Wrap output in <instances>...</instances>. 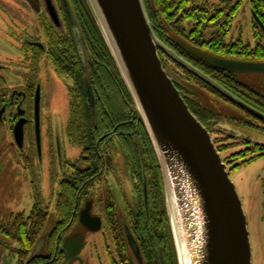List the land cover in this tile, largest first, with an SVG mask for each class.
<instances>
[{"label": "trees", "instance_id": "obj_1", "mask_svg": "<svg viewBox=\"0 0 264 264\" xmlns=\"http://www.w3.org/2000/svg\"><path fill=\"white\" fill-rule=\"evenodd\" d=\"M71 1L80 31L85 62L71 33L61 39L57 30L50 27L51 23L45 25L50 45L49 49L45 47L44 51L47 52L58 75L72 83L69 86L71 99L66 133L70 141L77 143L81 148L82 161L89 163V168L77 176L67 177L62 183L55 205L58 221L51 232L46 233L49 212L44 208L41 194L37 192L30 214L16 213L12 214L8 221L0 220V235L16 245L10 253L17 258L16 264H63L65 255L60 247L61 242L79 219L80 210L89 199L87 196L89 190L102 175V154L116 152L117 147L114 143L119 142L128 158L132 175L139 183L140 207L138 212H131L129 226L140 247L144 264H179L162 174L144 122L88 3L85 0ZM145 2L153 28L164 44L230 92L264 113V94L241 83L236 72L214 66L212 60L215 57L205 53L215 54L221 58L264 62V45L261 43L252 47L244 44L242 40L227 42L231 25L239 11L237 5L227 11L213 6L209 0H145ZM253 5L257 9L260 2ZM262 21L264 24V18ZM187 25L190 29H187ZM261 29L262 27L259 32L254 31L256 41L264 37L261 35ZM170 33L180 35L195 49L188 50L179 43H174ZM37 52L43 53L39 49ZM168 59L177 65L184 75L194 79L212 94L230 102L170 57ZM87 84L93 89L94 107L89 99ZM176 86L183 96V88L177 83ZM6 98L7 95L2 96L3 102ZM183 98L191 111L207 127V122L211 119L207 113L187 97ZM243 111L264 129V121ZM222 132L227 134L228 138L241 139L245 145V149L232 153L228 158L231 172L264 159L263 142L238 136L233 131ZM108 160L112 165L111 155ZM144 178L153 186L148 191L147 206L144 203L142 186ZM105 211L117 237L115 243L119 261L116 262L130 264V250L126 244L124 228L119 220L117 207L109 196ZM42 238L50 247V256L48 254L33 256L35 247Z\"/></svg>", "mask_w": 264, "mask_h": 264}, {"label": "water", "instance_id": "obj_2", "mask_svg": "<svg viewBox=\"0 0 264 264\" xmlns=\"http://www.w3.org/2000/svg\"><path fill=\"white\" fill-rule=\"evenodd\" d=\"M106 44L132 96L154 147L165 191L179 264H253V246L247 216L230 173L211 133L191 111L165 70L159 52L211 86L230 102L264 121V113L191 65L157 36L145 0H86ZM45 7L56 25L59 18L52 0ZM80 54L85 62L77 22L72 23ZM41 45V44H40ZM214 66L234 71L264 73V62L212 60ZM88 95L94 107L92 87ZM41 96L37 93L36 138L41 153ZM21 119L14 128L19 148L24 146ZM91 203L81 212V223L92 231L101 219L92 217ZM129 246L141 260L139 246L124 223ZM45 240L36 245L33 256L41 253ZM83 235L67 237L61 245L65 264L81 258Z\"/></svg>", "mask_w": 264, "mask_h": 264}, {"label": "rangeland", "instance_id": "obj_3", "mask_svg": "<svg viewBox=\"0 0 264 264\" xmlns=\"http://www.w3.org/2000/svg\"><path fill=\"white\" fill-rule=\"evenodd\" d=\"M209 1L213 6L227 11L236 5L239 8V14L231 25L228 43L235 42L242 36L246 45L252 47L258 43L264 45V37L259 41L253 38L250 0H242V5H239V0H225V4L221 0ZM56 7L59 9V5ZM45 14L44 0H0V65L6 66L5 69L0 70L2 93L10 95L15 90H22L27 83L26 72L31 69L32 73L39 72L38 83L41 87V161L33 131L27 129L24 150H19L14 142L12 133L14 122L10 116L16 108H10L3 117L5 120L0 124V219L8 221L11 214L22 212L29 214L38 192L42 196L44 208L49 212L46 228L48 233L58 221L55 205L59 194V182L63 177L74 175L71 170H68L65 176L59 174L57 156L60 153L69 159H75L79 156L80 150L77 143H72L65 133L70 113L71 81L58 75L47 55L41 58L39 65H32L29 58L31 52L27 50L31 47L26 46L24 41L28 38L42 43L49 49L50 40L45 37L43 30L50 20L44 19ZM161 21L164 24L162 19ZM186 27L190 29L189 25ZM57 33L61 39L67 36L59 30ZM170 36L174 39H172L174 43H179L185 49H195L180 35L170 33ZM205 53L221 58L215 54ZM226 58L228 57L224 59ZM161 59L166 71L183 88V96L200 106L211 118L207 122L208 130L214 142L217 141L216 147L221 150L223 162L227 166L230 179L237 189L247 216L253 246V264H264V159L231 172L228 158L232 153L245 149V145L241 139L228 138V135L222 132L223 129H231L239 136L264 143V129H261V124L250 118L239 107L212 94L194 79L184 75L177 65L169 61L167 55H161ZM236 76L241 83L264 94V73L236 72ZM114 144L117 151L111 153L110 183L102 178L95 183L90 193L91 198L102 208L105 206L107 193H111L109 188H113L114 201L116 200L123 213L125 211L127 213L131 208L130 205H136L138 202L139 183L138 179L136 182L133 181L135 177L119 142ZM226 147L230 148L226 149ZM104 225H106L105 219ZM73 231L74 227L66 236ZM102 232L87 235L80 254L81 261L76 260L72 264H112L106 247L108 235L103 236ZM15 247L13 242L0 235V264L17 263V258L10 254ZM50 251L49 248L42 254L45 255Z\"/></svg>", "mask_w": 264, "mask_h": 264}, {"label": "flooded vegetation", "instance_id": "obj_4", "mask_svg": "<svg viewBox=\"0 0 264 264\" xmlns=\"http://www.w3.org/2000/svg\"><path fill=\"white\" fill-rule=\"evenodd\" d=\"M55 1H56V5H59V9H57V7L55 5ZM45 2H46V0H44V5H45ZM52 2H53V5L55 6V9L57 11V15H58V18H59V25H56L54 23V21L52 20V18L49 15L46 7H45L46 14L44 16V19L48 18L50 20L49 24L51 23L50 27L53 28V29L61 31L62 34H65V35L68 36V34L71 33V37H73L75 39V43H76L77 48L79 49V52H80V48L78 46L76 37H75V35H74L73 31H72L73 30L72 29L73 28L72 27V23L74 22V20L76 18L75 10L73 9V6H72V1L71 0H52ZM80 2H84V0H80ZM221 2H223V4H225V0H221ZM259 2H260L259 8H257V9L254 8L253 4L259 3ZM250 4H251V14H252V17H253L252 23H251L252 24V29H253V31L257 30V32H259L260 27H262V29H261L262 34L261 35H264V28H263L264 24H263V21H262V19L264 18V12H263L264 11V0H250ZM239 5H242V0H239ZM238 14H239V12L236 14V17L238 16ZM61 16H62V19H61ZM259 16H261V18ZM236 17H235V19H236ZM43 31H44L45 37H47V39L49 40V37H48L49 35L47 33V30L44 29ZM80 38H81V36H80ZM253 38H254V34H253ZM238 40H242L243 41L242 36H240ZM24 41H25L26 46L31 47V49H27V50L31 52L29 58H30V62H31L32 65L33 64L39 65V63L41 61V58L46 56V55H47V57H49L48 54L46 53V51H44L45 50V46H43L42 43H40V42L38 43L36 41H31L28 38H26ZM38 44H41V45H38ZM81 46H82V42H81ZM38 49L42 50L43 53L42 54H38V52H37ZM35 50H37V51L35 52ZM162 53L163 52H160V56L162 55ZM226 59L236 60V61H249V60H242V59L241 60L240 59H230V58H226ZM249 62H252V61H249ZM253 62H255V61H253ZM5 68H6V66L0 65V70L5 69ZM30 71L26 72L25 78L27 80V83H26L25 86L22 87V90H20V91H16L15 90L10 95H8L7 93H2L3 89H2L1 82H0V124L5 120L3 117L5 116V114L8 112V110L10 108L11 109L12 108H16V110H14L12 116H10V118L14 122V127L12 129L13 137H14V128L17 125V123L21 119H25L27 121L25 123V125H24V134H25L24 146L22 148H19L18 145L16 144V141H15V138H14V142H15V144L18 147L19 150H24L25 149L27 129H29V130L34 132L35 139H36V148L38 150L37 138H36V121H35L36 120V107H35V102H36V97H37V93L38 92L40 93V96H41V87L39 86V83H38L39 72L32 73ZM3 95H7V98L4 99L5 100L4 102H3V99H2ZM17 100H20V101H17ZM14 104H17V105H14ZM223 130L225 132L233 131L231 129L230 130L223 129ZM65 133H66V131H65ZM241 137H243V136H241ZM79 150H80L79 151V156L77 158H75V159H69L66 156L61 155L60 153L58 154L57 163H58L59 174H63L65 176L66 173L68 172V170H71L74 173V175L77 176L79 173L83 172L86 168H89L88 167L89 163H87V162L85 163V162L82 161L83 160L82 159L83 155H82V151H81L80 147H79ZM110 155L111 154H109L108 152L102 154V160H101V164H102V168H103L102 169V175L99 177V179L97 181H99L100 179L104 178L105 181L109 182V180H110V174L109 173H110V171L112 169V165L109 164V160H108V157ZM38 157H39V161H41V153H39V151H38ZM84 158H86V157L84 156ZM31 173H32V176H33V172H31ZM65 180H66V177L65 178L63 177L61 179V181L59 182V193L61 192V185H62V183ZM97 181L94 182L93 186L95 185V183ZM133 181L136 182V178ZM142 186H143V191H144V203L147 206L148 191L153 186H150L148 184V181L145 178L142 181ZM109 189H110L111 193L110 194L107 193V198H105V204L107 202L108 196L111 197L113 201H114V198H115L114 191H112L113 188L112 189L109 188ZM91 190H92V188L89 190V195H87L89 197V199H87L85 201L83 207L80 210L79 219L77 221H75V224L73 226L74 227V231L70 235L65 236L63 241L67 237L72 236V235H76V234L83 235V237H84V245H83V247L81 249V251H82L84 246H85V243H86L87 235L94 234L95 232H102L103 231L102 232L103 236L106 235V234L108 235L107 242H106V247H107V251L109 253L110 261L112 262V264H117L116 261H119L118 254L116 252L117 248H116V243H115L117 237L114 234L112 225L108 221V216H107L106 211H105V206L101 208V205L97 204V202L94 199L91 198V193H90ZM105 192H106V190H105ZM137 199H138V202H137L136 205H130L131 208H129V210L127 211V213H129V215L126 213V211L123 213L119 209V207H118V205L116 203V200L114 201V203H115V205L117 207V214H118L119 220H120V222L122 224V227L124 228V236H125L126 244H127L128 248L130 250V255H129L130 256L129 257L130 264H144V258H143L142 253H141V260H138L136 258V256H135V254L133 253L132 249L130 248L129 242H128V239H127V235H126V231H125V226H124V223H126L127 226L129 227L130 231H131L128 219H131L130 218V214L132 215L131 212H138V210H139V207H140L139 194L137 195ZM89 203H91V210H90L91 216L92 217H96V218L98 217V218L101 219V227L97 231L90 230L89 228L84 226L81 223V220H80L81 212L87 207V205ZM96 206H99V208L96 207ZM127 209H128V207H127ZM96 210H98V211H96ZM11 215L9 216L8 220L10 219ZM104 219L106 220V225H104ZM131 233H132V231H131ZM132 235H133V233H132ZM134 239H135V237H134ZM62 242H61V245H62ZM49 248H48L47 242L45 240L44 248L41 251V253L39 255H37V256L43 255L42 253H44L45 250H47ZM139 249H140V247H139ZM81 251L79 252V256L81 254ZM140 252H141V250H140ZM47 254H48V256H50L49 255L50 252H47L46 255ZM46 255H44V256H46ZM65 262H66V256H65V260H64L63 264H65Z\"/></svg>", "mask_w": 264, "mask_h": 264}]
</instances>
